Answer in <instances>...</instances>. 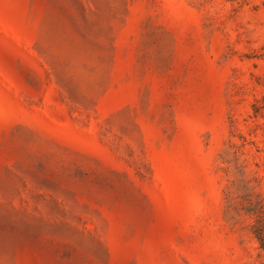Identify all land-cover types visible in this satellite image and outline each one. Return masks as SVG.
<instances>
[{
    "label": "rangeland",
    "instance_id": "1",
    "mask_svg": "<svg viewBox=\"0 0 264 264\" xmlns=\"http://www.w3.org/2000/svg\"><path fill=\"white\" fill-rule=\"evenodd\" d=\"M264 0H0V264H264Z\"/></svg>",
    "mask_w": 264,
    "mask_h": 264
},
{
    "label": "trees",
    "instance_id": "2",
    "mask_svg": "<svg viewBox=\"0 0 264 264\" xmlns=\"http://www.w3.org/2000/svg\"><path fill=\"white\" fill-rule=\"evenodd\" d=\"M249 202L253 206L250 210L254 211L258 219L254 225V233L258 238L261 248L264 249V202L258 196L253 199L250 195Z\"/></svg>",
    "mask_w": 264,
    "mask_h": 264
}]
</instances>
